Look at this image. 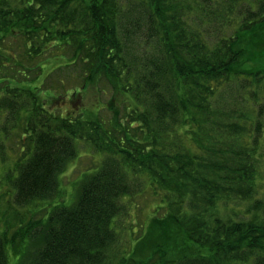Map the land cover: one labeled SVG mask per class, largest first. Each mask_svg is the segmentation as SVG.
<instances>
[{"label":"trees","instance_id":"1","mask_svg":"<svg viewBox=\"0 0 264 264\" xmlns=\"http://www.w3.org/2000/svg\"><path fill=\"white\" fill-rule=\"evenodd\" d=\"M13 38L25 57L5 64ZM47 62L80 67L68 101L110 84L123 118L46 109L63 89L44 85ZM22 90L27 156L10 176L16 220L0 215V264H264V0H0V111L23 107ZM79 140L98 166L72 202L26 221L19 207L59 198ZM140 176L166 195L146 226L129 220L128 250L123 197Z\"/></svg>","mask_w":264,"mask_h":264},{"label":"rangeland","instance_id":"2","mask_svg":"<svg viewBox=\"0 0 264 264\" xmlns=\"http://www.w3.org/2000/svg\"><path fill=\"white\" fill-rule=\"evenodd\" d=\"M7 45H9V50L4 54L5 59H3V63L9 64L10 62L8 61L16 60V56L20 53H23L25 57V42L23 39H8ZM70 56L71 54H68L65 60H70ZM47 64H50V62H47ZM57 65L56 62L50 64V68L46 71V74L50 73V69L56 68ZM28 66L29 65H24L23 68H27ZM52 71L53 72L49 74L44 85L50 86V79L53 77L54 84L52 87L61 85L63 89H56V92H60L61 95L57 97L56 100H47L45 104L46 109L51 110L56 115H58V113L65 115V113L72 110H74L72 112L76 114L79 110H82V108L91 109V116L98 121H105L106 125L113 120L123 118L124 107L119 103L118 98L115 99L116 93L110 88V84L105 90L103 83H92V86L88 88L85 94L84 92H78L71 101H68L63 92L67 88L79 86L78 84L81 78L80 67L68 66V68H58ZM61 80L63 83H59ZM30 82L31 81H28L30 86L33 85V83ZM18 85L21 86L22 84ZM102 90H104V92H101ZM20 92L23 93L25 90ZM22 93H20L21 95H17L20 107L27 102V97ZM99 107L102 108V110L97 113ZM27 118L28 111H25L24 106L15 114H11L8 109L5 108L0 111V215H2V217L5 216L10 222L16 220V213L13 210L14 207L9 209L6 204L8 200H12L15 194V190L10 183V180L12 181L10 176L14 173L16 162L21 161L27 156L25 150H23V152L20 151L21 142L24 144L27 141V137L24 133ZM77 147L78 155L66 165L65 169L59 175V198L49 201H36L29 206L19 207L18 210L21 211L26 221L32 220V218H42V214L45 213L46 207H49V204L55 200H59V202L62 200L64 202L65 200L64 203L66 204L72 202L77 196L82 182L92 173L93 169L98 166L102 159V154L94 152L81 140L78 141ZM190 148H193L192 145ZM262 176L264 179V170ZM146 181L144 176H140L138 179L140 183V190L138 193L130 197H123V201L127 203L129 208L127 212L128 215L123 221L125 227L123 226L124 230L123 234H121L119 245H122V248H124L125 245V249L128 250L130 246L128 244L130 236L128 235L129 232L126 230V227L129 224V220L133 223L134 227L140 225L146 226L154 214L151 213V209L155 208L156 210L158 207L164 205V203H162L166 195L164 191L161 190L160 187L155 189L150 188L148 185L149 182ZM143 182H146V184L141 188ZM259 184V193L264 198V181L259 182ZM163 211H165V209L160 208L156 216H161V212ZM167 226L168 224L164 223L161 229H165ZM149 228L155 229V223L152 222Z\"/></svg>","mask_w":264,"mask_h":264}]
</instances>
